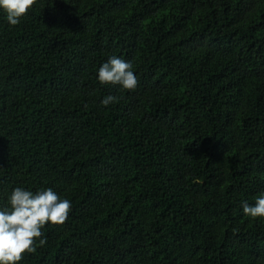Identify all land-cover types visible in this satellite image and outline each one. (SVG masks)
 Instances as JSON below:
<instances>
[{
	"label": "trees",
	"instance_id": "1",
	"mask_svg": "<svg viewBox=\"0 0 264 264\" xmlns=\"http://www.w3.org/2000/svg\"><path fill=\"white\" fill-rule=\"evenodd\" d=\"M15 187L71 202L17 264H264V0L0 9V210Z\"/></svg>",
	"mask_w": 264,
	"mask_h": 264
},
{
	"label": "clouds",
	"instance_id": "2",
	"mask_svg": "<svg viewBox=\"0 0 264 264\" xmlns=\"http://www.w3.org/2000/svg\"><path fill=\"white\" fill-rule=\"evenodd\" d=\"M37 0H0V9L7 14L11 26H17ZM131 62L111 56L98 70V80L104 84L120 85L134 91L138 78ZM118 102L115 96H106L101 104L107 107ZM10 207L0 210V264H17L25 253H35L37 247L46 245L42 229L45 225L62 226L69 217L71 202L60 199L51 189L35 193L15 187L9 197ZM245 215L264 218V194L256 198L255 205L241 202ZM39 238V239H38Z\"/></svg>",
	"mask_w": 264,
	"mask_h": 264
}]
</instances>
